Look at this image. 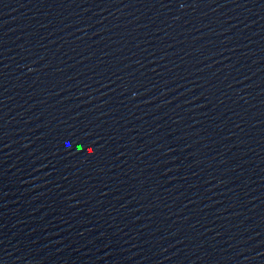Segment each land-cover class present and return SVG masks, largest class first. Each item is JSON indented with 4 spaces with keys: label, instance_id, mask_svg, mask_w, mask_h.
Masks as SVG:
<instances>
[{
    "label": "water",
    "instance_id": "water-1",
    "mask_svg": "<svg viewBox=\"0 0 264 264\" xmlns=\"http://www.w3.org/2000/svg\"><path fill=\"white\" fill-rule=\"evenodd\" d=\"M0 264H264V0H0Z\"/></svg>",
    "mask_w": 264,
    "mask_h": 264
}]
</instances>
